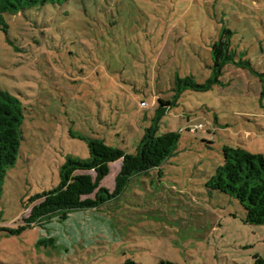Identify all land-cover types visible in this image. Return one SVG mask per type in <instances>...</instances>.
<instances>
[{"label": "rangeland", "instance_id": "1", "mask_svg": "<svg viewBox=\"0 0 264 264\" xmlns=\"http://www.w3.org/2000/svg\"><path fill=\"white\" fill-rule=\"evenodd\" d=\"M3 17L0 91L23 111L0 196V226L14 229L29 215V198L58 184L67 155L88 156L86 138L134 152L157 97L173 99L175 75L209 76L210 45L224 28L235 62L221 83L185 89L162 116L158 134L180 131L172 156L98 208L1 231L0 264L264 259V223H246L235 196L206 186L223 146L264 156V0H63ZM120 166L110 164L104 187L114 188Z\"/></svg>", "mask_w": 264, "mask_h": 264}, {"label": "trees", "instance_id": "2", "mask_svg": "<svg viewBox=\"0 0 264 264\" xmlns=\"http://www.w3.org/2000/svg\"><path fill=\"white\" fill-rule=\"evenodd\" d=\"M63 0H0V25L5 27L3 14L15 13L25 7ZM230 28H224V34L210 45L212 64L210 74L203 82H197L192 75L181 77L176 74L173 99L157 97L152 122L144 128L134 152L108 144L103 138L88 137V156L85 158L67 155L59 168L58 184L43 190L29 198V215L16 229L0 226V232L14 234L32 225L49 223L52 218L66 220L76 210L98 208L101 204L120 195L130 178L145 173L174 154L180 131L168 130L158 134L159 121L168 108L176 102L185 89L207 90L221 83L226 64L235 62L231 52ZM147 101H141L140 105ZM23 111L17 98L0 91V196L7 171L18 157L21 143V122ZM197 129V128H196ZM223 162L206 182L211 190L235 196L244 207L245 222L264 223V156L251 153L241 146L225 145L222 149ZM121 160L119 172L115 176L114 188L109 190L101 183L110 173V164ZM28 205V206H29ZM27 206V207H28ZM52 242L53 237L46 239ZM256 264H264V259L256 256ZM122 264H138L127 258ZM156 264H173L169 260H160Z\"/></svg>", "mask_w": 264, "mask_h": 264}, {"label": "built area", "instance_id": "3", "mask_svg": "<svg viewBox=\"0 0 264 264\" xmlns=\"http://www.w3.org/2000/svg\"><path fill=\"white\" fill-rule=\"evenodd\" d=\"M142 104H143V105H147V106H148V104H147V103H145V102H143Z\"/></svg>", "mask_w": 264, "mask_h": 264}]
</instances>
